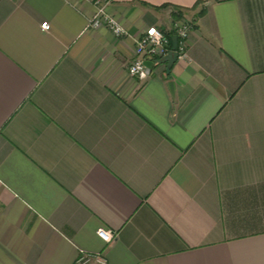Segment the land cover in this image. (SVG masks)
I'll use <instances>...</instances> for the list:
<instances>
[{
  "label": "crops",
  "instance_id": "crops-1",
  "mask_svg": "<svg viewBox=\"0 0 264 264\" xmlns=\"http://www.w3.org/2000/svg\"><path fill=\"white\" fill-rule=\"evenodd\" d=\"M94 12L0 0V264H264V0H113L125 36ZM181 16L187 56L131 77Z\"/></svg>",
  "mask_w": 264,
  "mask_h": 264
},
{
  "label": "built area",
  "instance_id": "built-area-1",
  "mask_svg": "<svg viewBox=\"0 0 264 264\" xmlns=\"http://www.w3.org/2000/svg\"><path fill=\"white\" fill-rule=\"evenodd\" d=\"M92 3L95 12L89 18V26L92 28L108 27L117 36L129 35L125 27L118 19L109 12V5L113 0H85ZM171 27L164 30L156 25L147 26L138 34L133 36L135 40L134 56L128 65V72L133 78L140 81L150 79L153 72L152 67L146 62L151 59L161 61L174 53L177 60L183 59L188 54L190 38L193 30V21L187 17L181 16L176 20L171 18ZM42 27L50 29V24L44 22ZM106 242H111L115 238L112 230L101 228L98 231ZM106 264V260L100 254L85 253L75 264Z\"/></svg>",
  "mask_w": 264,
  "mask_h": 264
},
{
  "label": "trees",
  "instance_id": "trees-1",
  "mask_svg": "<svg viewBox=\"0 0 264 264\" xmlns=\"http://www.w3.org/2000/svg\"><path fill=\"white\" fill-rule=\"evenodd\" d=\"M176 12H179V9H177ZM173 14H174V13H173Z\"/></svg>",
  "mask_w": 264,
  "mask_h": 264
},
{
  "label": "rangeland",
  "instance_id": "rangeland-1",
  "mask_svg": "<svg viewBox=\"0 0 264 264\" xmlns=\"http://www.w3.org/2000/svg\"><path fill=\"white\" fill-rule=\"evenodd\" d=\"M167 19H169V17H167Z\"/></svg>",
  "mask_w": 264,
  "mask_h": 264
}]
</instances>
